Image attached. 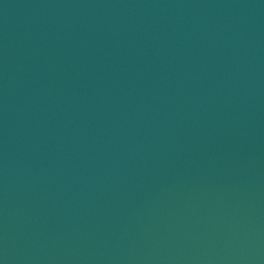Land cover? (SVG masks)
<instances>
[{"label": "water", "instance_id": "obj_1", "mask_svg": "<svg viewBox=\"0 0 264 264\" xmlns=\"http://www.w3.org/2000/svg\"><path fill=\"white\" fill-rule=\"evenodd\" d=\"M0 264H264V0H0Z\"/></svg>", "mask_w": 264, "mask_h": 264}]
</instances>
